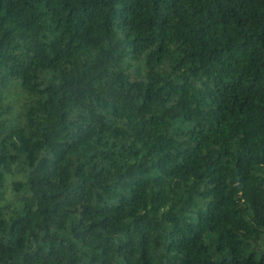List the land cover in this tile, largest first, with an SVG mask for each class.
<instances>
[{
  "label": "trees",
  "instance_id": "trees-1",
  "mask_svg": "<svg viewBox=\"0 0 264 264\" xmlns=\"http://www.w3.org/2000/svg\"><path fill=\"white\" fill-rule=\"evenodd\" d=\"M0 264H264V0H0Z\"/></svg>",
  "mask_w": 264,
  "mask_h": 264
},
{
  "label": "rangeland",
  "instance_id": "rangeland-1",
  "mask_svg": "<svg viewBox=\"0 0 264 264\" xmlns=\"http://www.w3.org/2000/svg\"><path fill=\"white\" fill-rule=\"evenodd\" d=\"M15 180V178H13L12 176H5V180L2 184V187L0 189V204L4 205V208L9 209L10 206L8 204H10V202H12V200L15 198V192L12 187H11V180Z\"/></svg>",
  "mask_w": 264,
  "mask_h": 264
}]
</instances>
